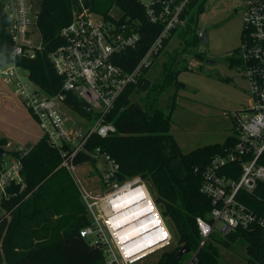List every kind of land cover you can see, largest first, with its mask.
Returning a JSON list of instances; mask_svg holds the SVG:
<instances>
[{
	"label": "trees",
	"instance_id": "trees-1",
	"mask_svg": "<svg viewBox=\"0 0 264 264\" xmlns=\"http://www.w3.org/2000/svg\"><path fill=\"white\" fill-rule=\"evenodd\" d=\"M198 2L194 0L191 11ZM85 5L103 16L116 7L123 20L137 24L141 35L138 46L115 59L117 65L131 72L161 33L162 26L148 21L139 0H85ZM77 10L75 0H41L36 24L42 49L34 59H18V64L29 71L31 80L48 95L59 93L63 86V78L57 74L49 55L65 44L61 31L71 23ZM203 12L201 3L197 13L186 19L182 27L188 45L201 43L198 18ZM8 25L7 14L0 4V66L10 61L13 49ZM199 57L202 58V54ZM177 73L165 67L160 83L151 85L145 77L131 84L109 117L117 133L108 138L94 135L87 144L90 152L100 147L119 163L121 182L135 177L146 182L155 194L163 217L177 229L179 245L164 251L157 264H180L185 255L178 259L177 253L183 245L190 249V254L199 249L202 237L197 218L207 219L212 210L211 199L201 190L205 170L212 158L222 154L236 139L232 135L222 144L183 152L171 133L175 104L170 105L168 111L158 104L160 96L173 85ZM67 102L81 115H91L75 96L69 95ZM8 143L7 138L0 137V170L5 156L21 158L23 182L14 186L13 197L1 204L9 218L5 215L0 219V264H105V248L80 234L92 226L93 221L72 176L60 167L62 158L58 150L44 137L26 155L17 149L5 150ZM3 152L6 154L1 157ZM75 164L88 165L90 176L101 178L98 161L90 154H81ZM223 173L237 180L241 167L229 165ZM238 199L257 221L247 229L241 228L225 236L213 234L199 250L194 264H221L218 249L209 244L211 239L227 248L241 242L246 245V264H264V184H259L251 193L241 191Z\"/></svg>",
	"mask_w": 264,
	"mask_h": 264
},
{
	"label": "built area",
	"instance_id": "built-area-1",
	"mask_svg": "<svg viewBox=\"0 0 264 264\" xmlns=\"http://www.w3.org/2000/svg\"><path fill=\"white\" fill-rule=\"evenodd\" d=\"M75 1L78 10L74 12L71 23L61 31L65 44L49 55L57 74L63 78V86L59 93L48 95L31 80L29 71L18 64L20 58H36L42 49V38L36 24L41 0H0L8 17V31L13 42L10 61L0 66V79L15 88L35 118L41 137L60 153V167L70 173L85 201L94 196L79 179L75 159L86 153L101 164V183L107 189L104 199L114 193H133L142 187L149 190L140 177L121 182L119 163L100 147L90 152L87 144L94 135L108 138L117 133L109 117L119 98L131 84H137L146 77V71L164 52L166 42L185 25L194 0H139L148 21L161 25L162 31L131 72L117 65L115 59L138 46L141 35L137 24L114 17V8L103 16L86 7L85 0ZM243 23L239 50L244 76L250 83L252 104L233 114L234 144L213 157L205 170L201 190L211 199L212 210L207 219L197 218L202 237L199 250L213 234L219 232L225 236L241 228L247 229L257 221L238 196L241 191L251 193L259 184H264V0L245 1ZM202 35L203 32L200 33ZM69 95L89 104L91 115L83 116L74 110L67 102ZM17 150L23 155L29 152L25 148ZM229 165L241 167L237 180L221 174ZM21 171V158L4 157L0 170V206L15 195L14 186L22 184ZM138 212L143 213L144 210L133 205V209L122 214L123 220L127 221L124 223L122 220L121 223L130 225V218ZM89 213L91 215L90 209ZM102 215L100 219L92 220L93 225L80 234L105 248V264H136L169 246L173 239L162 214L165 229L161 233L149 221L141 220L138 226L128 231L119 227L120 219Z\"/></svg>",
	"mask_w": 264,
	"mask_h": 264
},
{
	"label": "rangeland",
	"instance_id": "rangeland-1",
	"mask_svg": "<svg viewBox=\"0 0 264 264\" xmlns=\"http://www.w3.org/2000/svg\"><path fill=\"white\" fill-rule=\"evenodd\" d=\"M245 1L200 0L190 16L196 14L198 6L203 3L204 12L198 18V28L203 33L206 31L208 44L188 45L181 27L146 74L147 80L154 85L162 81L165 67L173 72L178 71L173 85L160 96L158 104L165 111L175 104L171 133L184 153L203 146L224 143L229 136L236 133L233 114L249 108L252 104L250 83L241 67L232 61L235 51L242 45ZM235 10H238L237 14L234 13ZM112 14L116 18L122 17L121 11L116 7ZM36 37L39 38L38 35ZM201 54L202 58L199 57ZM0 84L5 87V93L0 97V136L4 134L11 143L4 149L11 151L25 147L29 150L37 143L42 132L15 88L4 84L1 79ZM98 167L100 170L101 164L98 163ZM77 170L79 179L94 196L89 201L82 199L90 209L92 220L100 219L103 216L101 205L107 189L103 187L101 178L90 176L88 165L77 166ZM148 188L155 198L153 190L149 186ZM158 208L161 212L160 206ZM5 215L8 216L0 206V219ZM165 221L173 237L170 245L136 264H157L164 251L179 245L177 229L169 219L165 218ZM216 235L221 236L219 232ZM210 243L218 249V260L221 264H246L245 244L237 242L232 248H227L215 239H211ZM190 253L191 251L184 254L180 264L197 262L199 249Z\"/></svg>",
	"mask_w": 264,
	"mask_h": 264
},
{
	"label": "bare ground",
	"instance_id": "bare-ground-1",
	"mask_svg": "<svg viewBox=\"0 0 264 264\" xmlns=\"http://www.w3.org/2000/svg\"><path fill=\"white\" fill-rule=\"evenodd\" d=\"M133 205H135V207L141 206L144 212L135 213L129 220L130 225L121 223L123 220L122 214H126L129 210L133 209ZM101 207L105 218L113 216L120 219V223L118 224L122 229L132 231L131 229L138 226L141 220H145V222L149 221L150 225L156 228L160 233L165 229L164 219H162L159 208L146 187L139 188L133 193L124 191L108 195L102 202ZM126 221L127 220H123L124 223ZM133 244H135V242Z\"/></svg>",
	"mask_w": 264,
	"mask_h": 264
},
{
	"label": "water",
	"instance_id": "water-1",
	"mask_svg": "<svg viewBox=\"0 0 264 264\" xmlns=\"http://www.w3.org/2000/svg\"><path fill=\"white\" fill-rule=\"evenodd\" d=\"M201 43L202 44H208L206 31L201 36ZM81 106L87 111L91 110V106L89 104H87L86 102H82ZM5 154H6L5 152L1 153V157H4ZM189 252H190V249L187 246H184L183 248H181L178 251L177 258L180 259L182 257V255L187 254Z\"/></svg>",
	"mask_w": 264,
	"mask_h": 264
},
{
	"label": "flooded vegetation",
	"instance_id": "flooded-vegetation-1",
	"mask_svg": "<svg viewBox=\"0 0 264 264\" xmlns=\"http://www.w3.org/2000/svg\"><path fill=\"white\" fill-rule=\"evenodd\" d=\"M234 13L237 14V13H238V10H235ZM242 37H243V33H241V39H242ZM232 59L235 60V61H238L239 64H237V65H238L239 67H241V69H242V60H241V54H240V50H239V49H237V50L235 51V53H234V58H232ZM242 70H243V69H242Z\"/></svg>",
	"mask_w": 264,
	"mask_h": 264
},
{
	"label": "crops",
	"instance_id": "crops-1",
	"mask_svg": "<svg viewBox=\"0 0 264 264\" xmlns=\"http://www.w3.org/2000/svg\"><path fill=\"white\" fill-rule=\"evenodd\" d=\"M3 82V81H2ZM4 83V82H3ZM5 84V83H4ZM4 86L2 85V84H0V97L3 95V93H5V91H4ZM3 134V133H2ZM1 135V134H0ZM1 137V136H0ZM3 138H7L8 139V137H6L4 134H3V136H2ZM41 138V135L39 136V139ZM38 139V140H39ZM8 145L10 146V139H8ZM38 142V141H37ZM22 147H23V145H22ZM20 148V147H19ZM25 148V147H24ZM15 149H17V148H15Z\"/></svg>",
	"mask_w": 264,
	"mask_h": 264
}]
</instances>
